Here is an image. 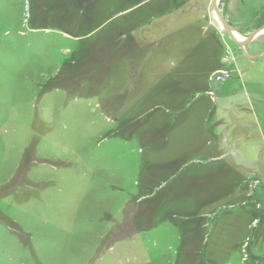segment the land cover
<instances>
[{"label":"rangeland","instance_id":"374dc122","mask_svg":"<svg viewBox=\"0 0 264 264\" xmlns=\"http://www.w3.org/2000/svg\"><path fill=\"white\" fill-rule=\"evenodd\" d=\"M212 1L0 0V264H264V33Z\"/></svg>","mask_w":264,"mask_h":264},{"label":"water","instance_id":"95a60500","mask_svg":"<svg viewBox=\"0 0 264 264\" xmlns=\"http://www.w3.org/2000/svg\"><path fill=\"white\" fill-rule=\"evenodd\" d=\"M220 0H213L212 1V11L215 14V17L218 19V21L222 24L225 31L228 33L231 40L237 44L240 47H245L249 44H251L259 35H261L264 32V27H261L257 30H255L247 39L245 40H239L235 33L232 30L231 25L226 21L225 17L220 12L218 5Z\"/></svg>","mask_w":264,"mask_h":264},{"label":"bare ground","instance_id":"6f19581e","mask_svg":"<svg viewBox=\"0 0 264 264\" xmlns=\"http://www.w3.org/2000/svg\"><path fill=\"white\" fill-rule=\"evenodd\" d=\"M263 33H264V32H263ZM263 33H262V34H263Z\"/></svg>","mask_w":264,"mask_h":264}]
</instances>
